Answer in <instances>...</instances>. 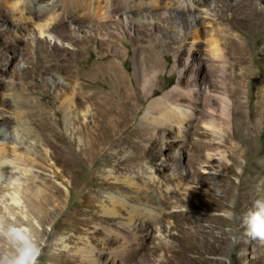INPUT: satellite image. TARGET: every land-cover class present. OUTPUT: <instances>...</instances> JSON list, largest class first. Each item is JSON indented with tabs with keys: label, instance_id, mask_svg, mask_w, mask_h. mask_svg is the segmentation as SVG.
Here are the masks:
<instances>
[{
	"label": "bare ground",
	"instance_id": "obj_1",
	"mask_svg": "<svg viewBox=\"0 0 264 264\" xmlns=\"http://www.w3.org/2000/svg\"><path fill=\"white\" fill-rule=\"evenodd\" d=\"M118 1L124 4L123 9H118L115 0H76L78 6L62 31L50 29L47 32L48 37L45 36V39L49 44H52L50 38L55 36L61 38L62 33L65 34L63 36H67L68 41L80 37V33H85L86 37H82L81 42L87 45L92 44L87 46L86 58L78 63L69 79L63 81L59 79V82H53L55 88H63L70 93L62 101L60 110H55L54 118L46 116L42 106L54 109L55 104L60 102L61 96H55L53 101H48L46 104L42 100L32 103L31 99L22 102L31 108L30 114L43 113V116L38 119V135L29 138L32 142L25 140L17 129L10 131L14 121L17 120L19 126L24 123L25 112L20 110L22 105L16 104L17 106L15 105L16 108L10 113V116L5 115V112L0 109V209L4 208L5 210V215L0 214V233H5L9 245L18 247L17 251L11 252L14 262L17 259L30 258V245L37 246V241L32 242L29 234L42 236L46 233L44 230L36 228L37 225L28 228L33 220L35 224H39L35 217H41L40 214L44 211L42 207L55 215V221L58 217L57 214L66 210L67 205L55 204L54 196L62 193L58 191L52 178L41 172V170H45V165L47 166L48 162L53 161L56 157L54 150L60 151L66 157L70 168L68 175L72 180L77 179L83 175L88 164L92 163L106 146L113 143L116 133L130 120L127 115V112L131 111L130 107L137 109L143 104V99L136 94L132 84L128 85L129 76L123 68L127 61L123 58L124 60L119 62V55L124 54V50H126L123 46L125 34H122V29L128 32L147 26L157 28L155 26L157 21H165L169 24L168 32L174 28L171 33L174 35L176 43H186L189 39H193L194 42L192 41L193 44L188 51L189 57L186 62L182 65L176 63V67L181 70L178 85L174 90L166 92L150 102L139 122V127L153 130L161 140L158 154L168 155L169 158L173 155L172 158L175 162L181 161L182 157L189 153L188 159L192 163H198V161L200 163L202 158L204 159L202 164L205 167L212 169L216 163L225 175L231 170L229 167L230 157L221 149H217V145L226 142L224 137L227 130H231L232 133H229L231 138L239 141L238 133L241 127L239 122L243 117L242 99L244 95H247L244 91V82L251 76L248 66L249 49L246 48L245 42L241 38L236 39L227 35L226 37L222 34L223 41H220L219 38H215L217 34L215 35L211 29V32L208 33V40H205L208 35L205 33L204 36V32H200L202 31L200 22L203 19L200 15L203 14L210 20L209 23L213 25L214 29L218 23L220 24L219 19H223L221 16L224 14V8L230 6L226 5L228 0ZM238 1V4L243 5L232 17L234 24L240 23L241 25L246 21L247 24L249 19L264 24V13L258 10L260 3H264V0ZM0 2L3 4L6 0H0ZM22 2V0H16L15 10H19ZM216 7L220 8L219 11L215 10ZM19 11L20 15L16 23L0 17V37H8L10 41L12 39L13 47L17 46L18 38L13 39L10 34L16 37L17 32L23 26L26 29H22L25 30L24 32L31 30L29 27L32 24L30 16ZM87 21H89V25L86 24ZM234 24H231V27H234ZM102 29L107 32L103 33ZM187 31L189 33H186ZM39 35L40 38L35 37V40L41 42L45 31H41ZM140 38L139 36L133 38V43L139 45ZM161 39L159 42L155 40L156 48L158 44H163L160 42ZM196 41L203 48L207 47L208 49L205 51H202V47L198 49ZM104 46L107 48L104 49ZM165 47L169 48V45L165 43ZM194 49L201 55L194 67L192 66L194 69L190 80H187V71L193 65L190 64V55ZM146 50L148 51L147 48L141 46L134 49L135 56L139 59H136L135 78L139 85L143 82L142 89L146 97H149L155 96L162 89L155 81L158 79L160 70L164 68L165 57L163 55L157 56V59L145 57L144 59L148 63L141 62L140 54L142 55ZM94 51H96L98 59L92 62L91 57ZM202 52L207 54L204 53V55ZM127 54L129 51L126 50ZM146 69H150L152 74L142 81ZM250 78L251 81H254L256 76L252 75ZM53 79H57L55 74L51 75L50 80ZM217 85H221L223 90L221 87L220 89L224 91L222 98L220 97L222 102L221 120L216 117L217 113L213 106V100L218 99L219 95L215 90ZM105 86L106 90L103 89ZM252 98L253 96L249 94V100ZM17 100L19 101V99ZM204 100L209 102V109L205 110L203 107V112H200L199 108L200 105H203ZM126 106L129 108L125 110ZM249 109L250 115L253 117L256 113L251 104H249ZM117 111H123L119 121L113 119ZM61 112L65 115L64 123L67 130L70 131L69 136L57 128L62 122L58 118ZM89 118L92 119L91 123L86 122ZM80 120H84V123H79ZM226 120L227 123L224 122ZM77 123L80 126H76ZM201 124L203 132L197 134L196 131L194 132V127L197 129ZM225 129L227 130L224 133ZM194 133L197 136L195 139L192 138ZM203 137H211V140L203 141ZM10 143L15 147H10ZM42 145L49 146L51 149L41 152ZM75 145L79 146L78 151L74 149ZM111 150L113 155H118L117 150ZM201 152H204L203 156H201ZM149 155H152V151H145V157ZM231 155L233 156V154ZM27 166L35 167L39 171L31 173L26 169ZM163 166L164 168L169 167L167 164ZM226 177L228 176L226 175ZM108 178L115 182H122L130 192L120 197L109 191L100 193L96 202L98 214L100 217L109 218L110 221L107 222V226H103L104 236L98 240L96 245L77 241L72 246L71 240L60 241L61 250L70 254L69 262L71 263L101 264V259L104 258L106 264H129L128 252L120 246L113 248L111 244L113 242L120 244L121 239L126 237L123 230L133 236L134 241H138L141 238L139 232L146 230L148 224H159L163 219L166 199L153 188L155 179L152 176H148L143 171H135L134 174L121 180L113 172H109ZM40 187H43V190ZM161 189L170 192V197L182 194L179 183L167 185ZM29 205L32 206L31 210L28 209ZM29 211L33 217L28 216ZM99 226H101L100 220L94 222L88 232L97 233L100 230ZM113 235H115V239H112ZM56 256L55 251H50V254L46 255L52 264H61L60 259ZM37 259L38 256L35 257L34 264L37 263Z\"/></svg>",
	"mask_w": 264,
	"mask_h": 264
},
{
	"label": "rangeland",
	"instance_id": "obj_2",
	"mask_svg": "<svg viewBox=\"0 0 264 264\" xmlns=\"http://www.w3.org/2000/svg\"><path fill=\"white\" fill-rule=\"evenodd\" d=\"M22 1L19 10L30 16L32 20L30 25L33 27L29 25L31 30L24 32L26 29L23 26L22 29L25 30L20 29L16 37L10 34L13 39L18 38V44L15 47L11 45L12 39L10 41L8 37H0V109L5 112V115L10 116V113L16 108V104L22 105L23 108L20 107V110L25 112L24 123L19 126L18 121H14L10 131L17 129L25 140H29L36 134L38 135V119L43 116V113L30 114L31 108L22 102L31 99L32 103L42 100L46 104L48 101H53L55 96H61L60 102L55 104L54 109L42 106L46 116L54 118L55 110H60L62 101L70 93L66 89L55 88L53 82L57 83L59 79L62 81L69 79L78 63L86 58V48L92 43L87 45L81 42V39L86 37L85 33H80V37L72 41H68L67 36H63L65 34L62 33L63 37L61 36V38L58 36L50 38L52 44L46 42L45 36L48 37L47 32L50 29L62 31L68 23L73 11L78 6L76 0ZM238 3V0L226 1V5L230 6L224 8V14L221 16L223 19H219L220 24L218 23L214 29L213 25L209 23L210 20L203 14L200 15L203 18L200 22L202 30L200 32H204V36L205 33L208 35L212 29L215 35L219 34L215 38H219L220 41H223V34L236 39L241 38L245 42L246 48L249 49L250 73L251 76H256L254 81H251L250 76L244 82V91L247 95H244L242 99L243 117L239 122L241 126L238 133L239 141H235L229 136L232 133L231 130L225 129L224 133L226 130L229 131L225 133L224 141L226 142L217 145V149H221L230 157L229 167L231 170L226 174L228 177L216 163L210 169L202 164L204 160L202 158L200 163L199 161L198 163L190 162L189 153H186L178 162L173 160V155L169 158L168 155L158 154L161 143L159 137L154 134L153 130L139 127V122L150 102L166 92L174 90L178 85L181 70L176 67V63L182 65L186 62L189 57L188 51L194 42L193 39H189L186 43H176L177 41H174L175 37L171 33L174 28L168 32L169 24L165 21H157L155 25L157 28L147 26L128 32L122 29V34H125L123 46L129 51V54L126 55V50H124V54L119 55V62H122L123 58L127 61L123 68L129 76L128 85L132 84L136 94L143 99V104L137 109L130 107L131 111L127 112L130 120L116 133L113 143L106 146L97 158L95 157L94 161L88 164L83 175L77 179L72 180L68 175L70 168L66 157L60 151L54 150L56 157L53 161L48 162L47 166L45 165V170H41V172L52 178L58 191L62 193L54 196L55 204H63L67 207L63 213L57 214L56 221L55 215L42 207L44 211L40 214L41 217L34 216L39 224H35L33 220L32 224L28 225V228L37 225L36 228L46 232L42 236L28 235L32 242L37 241L38 243L35 248L39 250V255L35 264H52L50 258L46 257L50 251H55L61 264H74L69 262L70 254L61 250V240H71L72 246L77 241L96 245L98 240L104 236L103 226H107V222L110 221L109 218L100 217L98 214L96 202L100 193L109 191L120 197L130 192L122 182L110 180L109 172H113L116 177L122 180L124 177L134 174L135 171H143L155 179L153 188L165 196L166 204H164L165 212L162 221L159 224H148L146 230L139 232L140 240L134 241L133 236L123 230L126 237L121 239L120 244L116 242L111 244L113 248L120 246L128 252L129 264H264V240L248 236L242 223L243 215L252 207L253 201L264 200V24L250 19L247 24V21L241 25L240 23L234 24L232 17L243 5ZM15 4L16 0H6L3 4L0 2V17L16 23L20 11L15 10ZM103 4L105 5L104 2ZM115 4L118 9L124 8L121 1L115 0ZM219 9V7L215 8L216 11ZM258 10L264 13L263 2L260 3ZM87 22L86 24L89 25V21ZM253 23L255 24L253 25ZM231 24H234V27H231ZM235 25L240 27L236 28ZM245 25L247 26L245 27ZM39 31H45L41 42L35 40V37L40 38ZM102 31L103 33L107 32L103 29ZM135 36L141 37L139 45L132 41L133 38H136ZM158 38H162L160 42L164 45L158 44L156 48V41L159 42ZM208 38L209 35L205 40ZM165 43L169 45V48L165 47ZM138 46L148 49L142 55L140 54L141 62L148 63L144 59L145 57H155V59L157 56L165 57L164 68L160 70L158 79L155 81L162 89L155 96L146 97L142 89V81L152 74L150 69H146L147 73L144 71L145 77L141 81L142 84L139 85L135 78L136 59L138 58L135 56L134 49ZM196 47L198 49L202 47V51L208 49L207 47L203 48L197 41ZM103 48L105 49L107 46ZM194 50L190 55V64H193L191 67H194L201 55ZM204 53L206 52H202V54ZM97 59L96 51H94L91 61H97ZM193 67L187 71V80H190V76L193 74ZM52 74H55L57 79L50 80ZM220 87L223 90L221 85H217L215 90L219 93L218 99L213 100L216 117L219 120L222 119L220 97L222 98L224 92ZM103 89L106 90V86ZM249 94L253 96L250 100ZM203 102L205 106L200 105V112H203V107L205 110L209 109V102L205 100ZM249 104L255 109L256 114L253 117L250 115ZM128 108L126 106L125 110ZM122 112L117 111L113 119L119 121L123 115ZM58 118L62 121L57 126L58 130L69 136L70 131L67 130L64 123V113L61 112ZM91 120L89 118L86 122L91 123ZM83 121L80 120L79 123H84ZM224 122L227 123V120ZM77 125L80 126L78 123ZM202 127V124L197 129L194 127V132L201 134ZM192 138H197L196 134ZM202 139L210 141L211 137ZM9 146L15 147L12 143ZM50 149L49 146H41V152ZM74 149L78 151L79 146L75 145ZM111 149L117 150L118 155H113ZM148 150L152 151V155L145 157V151ZM201 154L203 156L204 152ZM163 162L169 167L164 168ZM26 169L31 173L39 171L32 166H27ZM175 183L180 184L182 194L170 197V192L161 189ZM40 189L43 190V187ZM28 209L31 210L32 206L29 205ZM4 213V208L0 209V214L5 215ZM28 213H30L28 216L33 217L30 211ZM99 220L101 222L100 230L95 234L88 232L94 222ZM112 239H115V235L112 236ZM13 250H18L17 245H9L5 233L1 232L0 264H13L14 258L11 254ZM101 260V264L102 262L106 264L104 258Z\"/></svg>",
	"mask_w": 264,
	"mask_h": 264
},
{
	"label": "clouds",
	"instance_id": "obj_3",
	"mask_svg": "<svg viewBox=\"0 0 264 264\" xmlns=\"http://www.w3.org/2000/svg\"><path fill=\"white\" fill-rule=\"evenodd\" d=\"M242 223L248 236L264 240V200L253 201L252 207L243 215ZM38 255L39 250L34 245H30V258L17 259L14 264H34L35 257Z\"/></svg>",
	"mask_w": 264,
	"mask_h": 264
}]
</instances>
